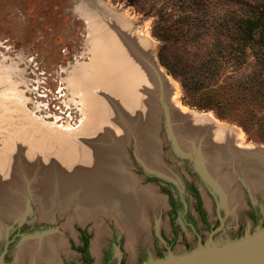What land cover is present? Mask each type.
I'll use <instances>...</instances> for the list:
<instances>
[{"label": "rangeland", "instance_id": "rangeland-1", "mask_svg": "<svg viewBox=\"0 0 264 264\" xmlns=\"http://www.w3.org/2000/svg\"><path fill=\"white\" fill-rule=\"evenodd\" d=\"M257 2L0 0V154L6 152L12 175L28 192L20 199L18 211L23 214L0 220L3 264H30L23 245L44 239H55L53 263L86 264V255L78 250L83 245L81 233L88 238L89 264H145L264 229V188L255 190L247 183V176L241 171L247 168L235 156L234 145L220 147L212 143L209 136L214 129L213 121L197 127L191 125L193 119L186 121L187 117L185 124L178 125L183 131L188 130L186 135L196 141L195 147L199 144V149L209 153L217 166L227 172L238 200L233 211L226 207L225 198L222 202L224 195L217 182L202 179L192 157L178 155L168 136L162 110L156 133L152 132L157 111L153 101L157 99L161 106L158 93L146 92L144 101V87L138 92L141 105L154 107L148 117L151 134L143 138L136 130L142 120L139 105L127 110L130 114L124 119L126 127L117 130L123 116L116 113L108 98L109 78L113 74L111 57L107 51L101 54L102 33L97 34V28L113 32L126 48L131 42L141 45L143 38L145 45L154 51L156 62L170 77L171 100L178 109L187 111L181 112L210 113L212 119L239 128H234L239 134L236 143L264 148V49L254 53L246 48L244 54H239L232 42L233 16L251 12ZM106 12L126 23L115 18L106 22L109 17ZM118 21L123 24L119 31L112 26L120 25ZM121 31L128 33H124L128 39L122 37ZM125 40L130 42L126 44ZM103 46L119 47L106 43ZM132 59L141 67L139 60ZM124 61H118L117 65ZM124 68L123 74H131L129 67ZM99 80L104 83L99 84ZM162 90V101L167 104L171 89L163 85ZM123 93L120 91L127 100L136 97L135 93ZM99 106L107 122L100 120L102 114L94 115ZM167 113L171 133L179 145V132L174 128L177 118L172 119L169 109ZM79 145L106 149L112 152L111 157L128 161L129 165L124 164L125 173L129 172L136 180L138 189L153 191L157 203L144 204L146 225L139 230L133 246L128 245L127 231L111 216L100 214L98 224L95 218L81 222L74 210L75 202L69 211L60 213L59 204L51 210L50 219L42 217L39 204H44L42 193L49 191L50 184L53 183V189H60V183L67 181L71 191L90 187L77 168L80 157H73ZM113 149L121 152L113 154ZM137 150H144V159L149 163L137 157ZM200 161L202 165L205 160ZM5 183L8 190L12 188L11 183ZM191 186L198 189L200 202ZM71 193L67 195L73 199ZM170 194L177 201L175 212L171 211ZM1 195L0 191V198ZM199 208L205 220L201 219ZM2 223L6 231L2 230ZM96 240L98 250L94 252ZM35 264L49 263L36 261Z\"/></svg>", "mask_w": 264, "mask_h": 264}, {"label": "bare ground", "instance_id": "bare-ground-1", "mask_svg": "<svg viewBox=\"0 0 264 264\" xmlns=\"http://www.w3.org/2000/svg\"><path fill=\"white\" fill-rule=\"evenodd\" d=\"M106 15L109 16L108 18H106V22H108L109 18H113L110 19V22L112 20L118 19L116 18V16L112 15L109 12H106ZM118 20L121 21L122 23H126L121 19ZM119 21L117 23H119L120 25H117L115 23L112 24V26L116 28V30L118 31L120 30V28H123V24H121ZM97 24H98L97 26L99 27L98 21ZM97 30H98L97 34L99 31L102 33V34L99 33L102 36V42H103L101 47H99L101 54L107 51L108 55L111 57V67L113 70L112 71L113 74H111L109 78V83H110L109 88H111L110 89L111 94L108 95V98L112 100L113 102L112 104L114 105L116 113L119 116L120 115L123 116V118L119 120V124L116 125V127L119 126L117 128L118 131H120V128L122 129L126 127V122L124 123V119L125 116L129 117L130 114L127 110H129V108H131L134 105H139L142 112V118H141L142 120L140 121V124L137 126L136 130H138L139 132L138 134L144 136L143 138H146L147 134H151L150 133L151 125H149L148 117L150 116L152 110H154V107H152V105L150 106L146 105V107L141 105L142 102L140 101L142 100H140L141 96L140 93L138 92L140 88L144 87V101L146 99V95H145L146 92L158 93L157 96L161 100V106L156 103L157 99L153 101V103L157 107V111L154 112L155 118L153 124L155 126L152 127V132L156 133V128L158 127L157 125L159 124V117H158L159 112L161 113V110L165 111V109L168 108L173 113L171 115L172 119L174 120L175 118H177L174 121V125H175L174 128L176 129V131L179 132L180 135L178 137V142L181 151H185V152L193 151L194 153L198 152L202 155V158L205 160L203 165L204 168L207 170L206 173L215 181V183L217 182L216 184L218 185L220 190H222L224 195L222 197V202H224V198H225V205L226 207L229 208V210L233 211L235 208L234 206H236V203L238 202V200H236L234 196L235 192L233 188H231V182L229 176L227 175V172H224L222 168L217 166L215 160L211 159V157L208 156L209 153L201 150L202 148L199 149L200 145L198 144V142H197L198 144V150H197L195 148L196 141L188 139V137H190L189 135H186L188 134L187 133L188 130L183 131L182 126H179L180 124H185L184 121L187 117L188 119L186 121H190V118L193 119L194 121L191 125L197 127L205 126L208 120L213 121V125L211 127L214 126L213 127L214 129H212V131L210 132V134L212 133V135L209 136L211 138L210 140L212 141V143H214V145L217 144V146L219 145L220 147L221 146L223 147V145L225 144L234 145L235 148H232V150L235 149V156L241 159L243 165L247 168L241 170L247 173L244 174V172H242V174L245 177L247 176L246 177L247 183L250 184L251 187L255 188V190L264 188V183H263L264 177L263 180L260 179L263 176L262 168L264 169V148H261V146H256L251 144L241 145V143L240 144L236 143L235 141L238 140L237 137L239 134L237 131L234 130V128L236 129L239 128L235 126L233 127L230 126L231 127L230 128L228 127L229 124L227 125L223 122L218 121L215 118L212 119L211 117L213 116H211L210 113L186 114L181 112V111L184 112L187 111L181 108L178 109L176 107L177 105L175 106V103L172 102L171 98L173 95V89H172V85H171L172 81L170 77L166 75L165 71L160 66V64L156 62L155 57L153 55L154 51L152 50V48L150 47L148 48V46L145 45L143 38L140 39V41L142 42L141 45L139 43L134 44V42L129 43L130 42L129 40L128 41L125 40L126 44L128 43L130 44V45L128 44L129 48H126L124 47V45L119 43L118 39H116L117 38L116 35H114L113 32H110L106 29L103 30L102 28H97ZM119 33L123 34L122 37H124V39H128L124 35V33L128 34L126 31H121ZM104 43H106L107 45H117L119 47L117 49H113L112 47L103 46ZM132 52L133 54H131ZM130 54L140 61L141 67L137 65V63L132 59L134 57H132ZM121 60H126V61H124L123 64L122 62H119V64L117 65V62ZM123 65L124 67L126 66L129 67L131 74H123L125 73L124 72L125 68L123 67ZM98 82L99 84L104 83L102 80H99ZM115 82H118V84L112 85V83ZM176 82L177 81H175L174 86L178 89V85ZM163 85L164 86L166 85V87H170L171 89L170 91H168V95H167L168 105L165 103V101H162ZM120 91L124 92L123 95H130L135 93L136 97L130 98L129 100L124 99V97L121 95L122 93L120 94ZM169 107H171V109ZM117 109L119 110L121 109L120 110L121 112H119V110ZM95 114L96 116L102 114V117L100 119L102 122L108 121V119L106 120V118L103 116V112L101 111L100 106L94 112V115ZM184 114H186L187 116H183ZM217 121L223 123L224 126L218 124ZM132 131L134 132L133 129ZM200 133L202 134V132ZM133 135L136 141H138L139 139H137L136 134ZM194 135L192 137H194ZM195 138L198 137L196 136ZM206 139L208 141V138ZM156 142H157L156 144H158V140H156ZM202 146H204V144ZM73 148H75L74 144H73ZM113 150H114L113 154H119L121 152L118 149H113ZM5 153L6 152H4V154H0V191L2 194L1 195L2 197L0 198L1 221L4 220L5 218L10 220L16 216L15 214H18V216L23 214L20 213V211L18 210L20 208V203H21L20 199L22 198L24 199L23 196H25L24 194H26L27 192L26 189L23 187V185L20 184L18 180H16V178H14V176L12 175L11 163L7 160ZM75 153L76 154L73 157H80V161L78 162L77 168L82 172L83 175H85L84 181L87 185H90V187L87 188L85 191L82 190L71 191L70 188L68 187L67 181L64 182L62 181L60 183L61 185L60 189L59 187H57V189H53V185H52L53 183L50 184L51 186L48 188L49 191L45 190V192L42 193L44 197L43 198L44 204H39V207L42 209L41 210L42 217L50 219L52 215L50 213L52 212L51 210H53V207H56L59 204H60V208H59L60 213L69 211L71 210L70 207H72L73 202H75L74 210L81 222H84L89 218H95V220L97 221L96 224H98L100 214L111 216L117 221V223L123 228L124 231H127L129 237L128 245L130 247L133 246L139 230L144 229V225H146L145 223L146 214H145L144 204L146 205V203H151V204L157 203L155 200L156 198L154 199L152 196L153 191L151 192V190L149 189L144 190V188L138 189L137 186L138 184H136L135 182L136 180L131 176L129 172L127 174L125 173L126 170H124L125 169L124 164L126 165L128 161L125 163L124 159L119 158L117 156L114 157L115 155L111 157L109 154L112 152L109 150L100 149V148L88 149L86 147H83L82 145H79L78 148L75 149ZM122 153L125 154V152ZM136 154L137 157H140V159L142 158L143 161L146 160V162L149 163L147 159H144L145 158L144 150L140 152L139 150H137ZM148 158L150 157L148 156ZM127 164L129 165V162ZM232 164L234 166L236 164V160ZM233 166H230V168H233ZM146 168L149 169L148 167ZM5 182L11 183L10 186L12 188L8 190ZM14 191L16 192L14 193ZM69 192H72L70 196L71 198L73 197V199L75 200L70 199L68 197L67 194ZM2 230H5V226L3 225V223H2ZM54 240L55 239L52 240L44 239L41 242L39 240L40 243L37 244L34 243L29 245L28 244L23 245V250L26 251V257L30 262V264H35L36 261L37 262L45 261L46 263L49 264H55L53 263L55 246L54 244H52V241ZM93 247H94L93 248L94 252H97L98 240L94 242Z\"/></svg>", "mask_w": 264, "mask_h": 264}, {"label": "water", "instance_id": "water-1", "mask_svg": "<svg viewBox=\"0 0 264 264\" xmlns=\"http://www.w3.org/2000/svg\"><path fill=\"white\" fill-rule=\"evenodd\" d=\"M163 112H165V125L167 126L168 136L178 155L182 157H192L195 162L196 170L201 175L202 179L213 183V179L205 173L206 169L203 164L201 165L199 162V160L202 159V155L198 152L194 153L193 151H181L180 146L177 144V140L171 133L172 125L168 117L167 109ZM195 148L198 150L197 147ZM198 163L201 168H199ZM215 189L218 191L219 195H222L219 193L220 191L218 188L215 187ZM0 264H3L1 258ZM145 264H264V229H260L251 235L233 241L222 244L207 243L185 254L169 256L149 261Z\"/></svg>", "mask_w": 264, "mask_h": 264}, {"label": "trees", "instance_id": "trees-1", "mask_svg": "<svg viewBox=\"0 0 264 264\" xmlns=\"http://www.w3.org/2000/svg\"><path fill=\"white\" fill-rule=\"evenodd\" d=\"M233 16L234 27L232 30V42L239 54H244L245 49L249 48L254 53H260L264 49V0H258L253 6V10L244 15ZM193 191L196 188L191 186ZM197 199L200 198L196 193ZM84 246L79 251L86 255V264H89L88 257V238L84 240Z\"/></svg>", "mask_w": 264, "mask_h": 264}, {"label": "flooded vegetation", "instance_id": "flooded-vegetation-1", "mask_svg": "<svg viewBox=\"0 0 264 264\" xmlns=\"http://www.w3.org/2000/svg\"><path fill=\"white\" fill-rule=\"evenodd\" d=\"M194 187H195V186H194ZM191 188H192V187H191ZM195 188H196V187H195ZM196 189H197V188H196ZM196 193H198V195L200 196L198 189L196 190V192L194 191L195 198L197 199V197H196ZM169 198H170V202H171V211H174V212H175V210H176V205H177V201L174 200V198L172 197L171 194H170ZM197 200L200 202V201H201V198H199V199H197ZM178 203H179V202H178ZM199 212H200V214H201V215H200L201 219L205 220V219H204V212L202 211V209L199 208ZM171 222H172V221H171ZM85 238H87V236H85V234L81 233V234H80V239L82 240L83 245L80 246V248L84 246V241H83V240H84ZM78 250H79V248H78ZM80 252H81V251H80Z\"/></svg>", "mask_w": 264, "mask_h": 264}]
</instances>
